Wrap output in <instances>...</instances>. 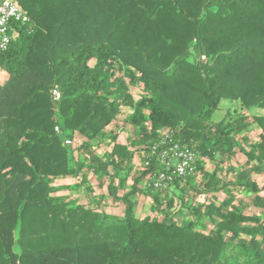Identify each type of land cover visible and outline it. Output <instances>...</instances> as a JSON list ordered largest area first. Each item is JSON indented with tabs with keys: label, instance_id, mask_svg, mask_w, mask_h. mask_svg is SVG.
<instances>
[{
	"label": "trees",
	"instance_id": "obj_1",
	"mask_svg": "<svg viewBox=\"0 0 264 264\" xmlns=\"http://www.w3.org/2000/svg\"><path fill=\"white\" fill-rule=\"evenodd\" d=\"M15 1L29 20L0 49V264H264V0ZM121 121L150 144L119 141ZM164 131L194 145L185 181L209 197L175 208L148 186L157 215L139 218ZM69 177L90 203L57 193ZM104 185L122 217L91 205Z\"/></svg>",
	"mask_w": 264,
	"mask_h": 264
},
{
	"label": "rangeland",
	"instance_id": "obj_2",
	"mask_svg": "<svg viewBox=\"0 0 264 264\" xmlns=\"http://www.w3.org/2000/svg\"><path fill=\"white\" fill-rule=\"evenodd\" d=\"M7 77V73L5 71H3L0 68V83L4 82L5 79ZM132 94L134 95L135 98H138V90L135 88L131 89ZM115 125V124H114ZM111 125L112 128H116L117 133H118V139L121 142L124 143H129L131 142L132 138H137L138 142L141 140V138L136 137V130L134 128V126L129 123L126 122L124 123L123 121L120 122V124L118 126H114ZM152 140H148L147 142H139V144H136L134 146H131V148H133L134 151H136V149L138 150H143V148H145L146 146H148V144H150ZM94 143H97V140L93 141ZM98 148V147H97ZM106 150V147H99L97 152L101 153L103 151ZM239 162L240 160H238V158L235 157L234 162ZM132 162V163H131ZM130 163L126 164L125 167L126 169L128 168H135L133 170V172H131V175L128 176L127 178V189L131 188L133 180H134V171H139L143 168L142 166V161L140 160V156L136 155L133 156V159L131 160ZM130 165H134V167H130ZM205 167H207L208 169H214V164L213 163H209L207 162ZM259 183L261 185L264 184V175L257 177ZM198 181H200V179H197ZM77 180L76 178H63V179H58L54 182L55 187L57 188V193L58 194H62L64 196H67L68 198H77L79 197V199L84 202L85 204H88L91 202L92 199V194H80L77 190H72V189H68L65 188V186L70 185L75 183ZM92 183L97 185V180L92 179ZM141 189L144 191H140L136 194V198H135V202H136V209H135V213L139 218L145 217V216H150V217H154L157 215L156 212H154L152 210V197L150 195H148L146 193V190L148 185L147 183H145V180L142 182L141 184ZM125 191L124 189H120V194H123ZM96 193V198L99 202L98 205H94V208L97 211L100 210H104L105 212H107L108 214H112L118 217H122L124 215V204L122 203H113L110 196L108 195V191H107V187L106 185L102 186V187H96L95 192ZM264 193V190L262 191V194ZM164 195H167V197L171 196L174 198L175 201V208H179V207H184L183 204H191V201H197V200H205L208 199L209 196L200 194L198 195L195 190L192 188L191 183L186 182L185 180H182L180 183L178 184H171L167 189H165L163 191ZM206 196V197H205ZM100 205V206H99ZM186 208V207H185ZM249 212H257V209L254 206H251L249 209Z\"/></svg>",
	"mask_w": 264,
	"mask_h": 264
},
{
	"label": "built area",
	"instance_id": "obj_3",
	"mask_svg": "<svg viewBox=\"0 0 264 264\" xmlns=\"http://www.w3.org/2000/svg\"><path fill=\"white\" fill-rule=\"evenodd\" d=\"M28 20L29 16L15 0H0V49H6L13 37V22ZM51 96L58 100L61 91L53 88ZM66 142L72 143L71 140ZM153 159L156 161V168L148 172L145 183L154 191H164L175 181L185 180L195 172L197 153L190 142L175 140L173 132L164 131L147 150L145 167H150Z\"/></svg>",
	"mask_w": 264,
	"mask_h": 264
}]
</instances>
